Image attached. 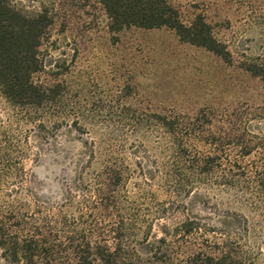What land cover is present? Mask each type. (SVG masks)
I'll return each instance as SVG.
<instances>
[{
	"label": "rangeland",
	"instance_id": "obj_1",
	"mask_svg": "<svg viewBox=\"0 0 264 264\" xmlns=\"http://www.w3.org/2000/svg\"><path fill=\"white\" fill-rule=\"evenodd\" d=\"M166 2L185 25L203 20L224 57L183 42L167 28L110 33L99 0H10L24 17H46L37 52L40 70L32 77L49 91L43 111L33 116L0 95V127L14 138L26 204L50 210L62 205L78 187L92 143L133 170L140 164L152 171L162 162V120L204 153L211 150L194 139L220 136L231 126L235 136L264 138V85L250 72L264 69V0ZM100 164L93 162L89 171ZM136 172L130 189L141 181ZM3 180L18 182L16 176ZM204 194L198 188L189 197L170 199L156 191L174 217L156 221L148 239L138 228L127 231L122 243L129 257L151 262L157 241L165 238L176 248L175 260L186 258L195 248L177 241V226L190 219L235 235L253 262L264 264L263 211L233 206L219 192H211L214 200L206 206ZM177 203L182 204L176 209ZM0 264H6L1 252Z\"/></svg>",
	"mask_w": 264,
	"mask_h": 264
},
{
	"label": "trees",
	"instance_id": "obj_2",
	"mask_svg": "<svg viewBox=\"0 0 264 264\" xmlns=\"http://www.w3.org/2000/svg\"><path fill=\"white\" fill-rule=\"evenodd\" d=\"M99 1L108 16L110 33L131 27L167 28L183 42L224 57L203 20L185 25L166 0ZM45 22L42 14L30 19L16 12L10 0H0V95L12 108H28L27 113L33 116H38L48 101L49 91L32 81L40 70L37 52ZM250 72L264 85V69ZM160 124L165 131L160 137L162 162H155L152 171L140 164L133 170L109 151H97L92 143L90 160L82 168L78 187L69 191L62 205L51 210L22 201L28 192L23 181L25 172L20 163L14 165L11 132L0 127V252L4 262L141 264L136 262L139 259L129 257L122 242L127 231L137 228L148 239L156 221L174 217L175 211L170 212L158 201L156 191L180 199L200 188L205 192L206 206L214 200L211 192H219L233 206L264 213L263 137L246 133L235 136L231 126L220 136L195 138L211 150L204 153L196 145H189V140L178 138L166 120ZM97 160L101 162L99 170L90 172ZM135 171L141 181L130 189ZM8 176H16L18 182L4 184ZM181 204L177 203L176 209ZM177 231V241L195 250L175 260L176 248L161 238L147 264H258L245 253L239 238L234 239L235 235L228 232L190 219L180 223ZM210 234L212 237H207ZM218 238H222L221 243H217Z\"/></svg>",
	"mask_w": 264,
	"mask_h": 264
}]
</instances>
